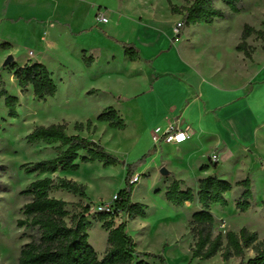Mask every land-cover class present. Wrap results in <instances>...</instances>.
I'll list each match as a JSON object with an SVG mask.
<instances>
[{
	"label": "rangeland",
	"instance_id": "rangeland-1",
	"mask_svg": "<svg viewBox=\"0 0 264 264\" xmlns=\"http://www.w3.org/2000/svg\"><path fill=\"white\" fill-rule=\"evenodd\" d=\"M192 1L0 0V74L9 93L19 99L17 118L9 116L4 100L0 99V186H4L0 189V264H18L20 251L31 241L33 234L19 227L18 221L23 219V209L28 202L22 191L38 177L25 173L22 166L56 155L52 147L27 144L26 136L36 126L57 123H66L67 133L73 135L78 132L75 124H86L88 120L93 122V127L87 130V137L98 141L119 162L107 167L98 162L82 163L78 171L70 172L75 180L77 178L80 184L86 185L87 198L60 190L51 193L52 197L68 203L70 215L66 221L69 225L72 217L83 213L86 206L91 208L110 202L114 194L126 187L127 173L132 170L133 178L139 176V182L134 184V200L146 206L147 217L142 224L144 219L141 217L131 221L122 216L115 224L126 222L128 234L135 239L138 250L163 254L168 264H246L254 257L252 249H248L243 259L233 257L224 261L220 253L210 260L192 258L195 239L190 222L201 207L197 199L190 205L176 207L163 192L174 179L172 170L177 179L185 181L181 188H190L197 195L199 186L194 183L198 173L183 165L174 147L166 146L162 153L158 151L159 158L149 149L154 128L151 127L149 111L141 107V100L145 97H130L138 89L151 84L149 70L131 63L124 49L102 34V37H86L84 34V37L77 38L71 36L63 24L55 20L51 24L52 19H58L70 22L73 29H79L91 22L96 23L102 14L110 21L103 28L117 40L152 41L162 46L163 38H167L171 30L177 36L181 22L182 16L175 13L172 6L183 8ZM242 5L244 10L234 13L223 3L216 2L215 6L225 13V18L217 19L213 24L191 25L185 30L184 37L178 38L179 45L174 52L192 59L190 72L198 90L205 82L200 73L211 80L213 87H224L232 92H242L256 81L257 63L264 62V38L253 34L247 40L255 62L239 56L236 46L241 42L246 24L264 30V0H242ZM2 17L18 21H2ZM90 48L93 54L85 52L84 59L90 60L83 63L81 51ZM30 52L34 53L32 60H44L58 87L57 94L45 101L36 99L31 88L22 92L10 70L12 63L29 61ZM9 55L14 61L4 66ZM93 59L95 64L91 66ZM60 60L65 66L59 63ZM172 69L179 70L174 66ZM91 87L99 90L86 93ZM117 97H122L123 102L118 103ZM108 108L119 113L126 124L124 129L97 120ZM204 109H207L206 104ZM228 143L229 149L221 151L219 157V152L213 148L216 142L204 138L193 152L197 160H191L193 164L195 161L205 162L215 170L213 176L233 184V190L226 195L227 206L211 208L215 218L214 234L225 236L228 231L238 233L246 228L256 232L260 242L264 239V130H260L254 147L243 149L235 138ZM214 155L219 161L213 162L211 156ZM162 168L169 172L168 175L161 174ZM58 177V174L52 175L55 182ZM247 178L252 182L253 199L251 207L241 212L236 203L242 187L236 183ZM86 217L93 225L89 230V242L102 258L108 247L107 233L99 225L98 214L89 212ZM150 262L158 264L154 260Z\"/></svg>",
	"mask_w": 264,
	"mask_h": 264
},
{
	"label": "trees",
	"instance_id": "trees-1",
	"mask_svg": "<svg viewBox=\"0 0 264 264\" xmlns=\"http://www.w3.org/2000/svg\"><path fill=\"white\" fill-rule=\"evenodd\" d=\"M218 1L234 13H241L244 10L242 0H193L183 8L172 6L173 11L182 16L177 36L181 35L184 28L191 25L213 24L215 20L225 18V13L215 6ZM253 34L261 39L264 38V30H256L246 24L241 34V42L236 46V50L249 60H252L253 49L247 40ZM105 35L122 45L125 55L131 61L140 59L138 49L133 43L122 42ZM88 59L85 58V61L88 62L90 60ZM10 70L21 91L25 92L31 88L34 97L38 100L45 101L58 92L52 73L44 64L30 62L19 66L12 63ZM0 99L4 100L9 116L17 118L19 99L6 89L1 74ZM97 120L117 129L126 127L125 121L112 108L101 113ZM91 127H93L91 120L86 124H75V130L78 132L90 130ZM67 129L66 123L39 125L26 136L27 144L52 147L56 150V155L50 159L22 166L25 173L34 174L38 178L22 191L28 202L24 206L23 219L18 221V226L24 227L33 234L31 241L22 247L18 264H156L151 263L150 260L158 264H168L163 254L139 251L134 238L126 231V222L115 224L117 218L120 219V215L127 216L129 220L147 217L146 206L131 201L135 187V183H131L132 170L127 173L126 187L117 193L118 200L114 205V213H96L100 217L98 222L108 233V247L102 258H99L89 242V230L93 225L86 214L90 212V206H86L83 213L74 215L70 225L67 223L66 219L70 215L67 209L68 203L63 199L52 197L51 193L54 190H62L84 199L87 198V187L65 177H58L55 182L52 175L78 171L82 163L98 162L107 167L119 162L117 157L99 143L78 134L69 135ZM142 161L144 158L140 163ZM202 169L207 170L209 166H203ZM236 184L242 187L236 207L241 212H246L251 207L253 199L252 182L247 178ZM2 188L4 186H0V189ZM232 190L233 184L229 181L208 176L199 181L197 195L190 188L183 190L181 182L175 179L167 187L165 196L176 207H183L186 203L194 202L195 199L201 207L192 215L190 222V231L195 239L191 249L193 259L210 260L219 253L224 261H229L233 257L243 259L246 250L252 249L254 257L246 264H264V239L259 242L256 232L242 228L238 233L228 231L225 236L222 233L214 234L215 218L211 208L227 206L226 195Z\"/></svg>",
	"mask_w": 264,
	"mask_h": 264
},
{
	"label": "crops",
	"instance_id": "crops-1",
	"mask_svg": "<svg viewBox=\"0 0 264 264\" xmlns=\"http://www.w3.org/2000/svg\"><path fill=\"white\" fill-rule=\"evenodd\" d=\"M21 18L22 17H20L19 20H21ZM1 20H11L13 22L18 21L15 18L6 17H2ZM54 20L63 24L68 29L71 36L82 38L85 34L86 37H102V34L106 39L115 43L105 35L107 34L108 36L116 39V37L110 34V31L103 28L106 23H100L96 19V23L91 22L90 24L85 25V27L79 29H73L70 22L59 21L58 19H52L51 24H53ZM109 22L110 21L108 19L107 23ZM120 24L121 23L119 21L118 25ZM189 27L184 28L180 36H176L173 33V30H171L168 37L165 39L163 38L164 42H162V46L152 41L140 43L137 41L131 42L130 40L119 41L133 43L136 46L140 59L137 61H131L127 56L126 57L134 65L148 69L149 74L152 76V79L150 80L151 84L147 87L138 89L130 95L131 98H137L139 96L145 97L141 100V107L145 111H149L152 120L151 127L154 129L161 127L163 130H167L172 127L175 129H181L189 134V139L179 145L161 144L160 146H156L151 137L149 149L155 151L156 156L159 158L160 154H157L158 151H161L162 153L166 146L174 147L176 151H178L180 155L178 158L181 159L183 165L185 164L186 167L193 168V170L198 173L194 184L195 186H199V181L201 179L213 176L215 173V170L210 168V166L207 170L202 169L203 166H207L205 162L195 161L194 164L191 162L193 159L197 160L195 159L196 156L193 152L196 146L204 141V138L205 140H213V142H216L213 148H215L216 152H219L220 157L221 151H227L229 149L228 142H231L233 138L238 139L240 147L248 149L249 146H255L260 130H264V62L257 63L258 69L256 72V81L251 83V85L242 92H232L224 87H213L211 80L206 78L205 74L202 73L200 74L203 76L205 82H202L198 90L196 84L192 82L193 75L190 72V68L193 66L192 59L186 54H181L179 52L178 54H175L174 52V49H177L179 45L178 38L182 36L184 37L186 32L185 30ZM120 46L123 48L122 45ZM85 52L92 53L93 49H82L80 56L83 63L85 62L83 57ZM236 52L246 61H256L255 56H253L252 60H249L244 57L243 53L238 52L237 50ZM33 55L28 58L29 61H24L20 64L15 63L19 66H24L30 62L45 65L43 59L32 60ZM59 63L65 66L61 60ZM94 64L95 60L93 59L91 66ZM45 66L47 67V65ZM173 66L178 67L179 70L175 71L172 69ZM172 75L176 76V79L172 77ZM98 90L99 89L95 87H91L85 92L93 94ZM116 100L118 103L123 102L122 97H117ZM204 103L207 107L206 110L204 109ZM97 130L98 126L95 124V132H97ZM84 132L86 135H84ZM90 132H94V130H91ZM88 133L89 131L85 129L84 131L77 132L75 134L89 139L87 137ZM244 142H248L249 145ZM185 161H188V163ZM164 163L168 164L167 161ZM57 174L59 177H65L75 182L78 181L79 183V179L76 178L75 180L73 174L70 172ZM171 174H173L174 179H172L170 183L165 186L166 189L163 194L166 192L167 187L175 179L181 182V186H185V181L181 178L177 179L176 174L172 170ZM131 201L132 203H138L134 200V192L132 194ZM190 204L191 203H186L184 206ZM138 218L131 221H135ZM145 219L142 224L145 223ZM131 221H129V223ZM99 225L101 226L100 223Z\"/></svg>",
	"mask_w": 264,
	"mask_h": 264
},
{
	"label": "built area",
	"instance_id": "built-area-1",
	"mask_svg": "<svg viewBox=\"0 0 264 264\" xmlns=\"http://www.w3.org/2000/svg\"><path fill=\"white\" fill-rule=\"evenodd\" d=\"M97 21L100 23H107L108 18L105 17L104 15L100 14L97 17ZM181 23L178 26V30L180 27ZM177 30V33H178ZM30 55H33V52H30ZM189 139V134L181 129H175V128H169L167 130H163L161 127H157L153 130L152 132V140L153 143L156 146H160L161 144H175L179 145L184 142H186ZM213 162L218 161V156L214 155L212 156ZM139 182V176H135L132 180L131 183H138ZM118 200V194H114L111 201L108 203H101L97 206H94L90 208L91 213H114L115 211V202ZM123 215H120L119 218H121ZM118 220V218H117Z\"/></svg>",
	"mask_w": 264,
	"mask_h": 264
},
{
	"label": "water",
	"instance_id": "water-1",
	"mask_svg": "<svg viewBox=\"0 0 264 264\" xmlns=\"http://www.w3.org/2000/svg\"><path fill=\"white\" fill-rule=\"evenodd\" d=\"M14 61V57L12 55H9L8 58L4 62V66L10 65ZM168 171L165 168L161 169V174L168 175Z\"/></svg>",
	"mask_w": 264,
	"mask_h": 264
}]
</instances>
